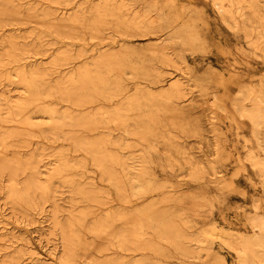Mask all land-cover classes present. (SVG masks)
I'll list each match as a JSON object with an SVG mask.
<instances>
[{
	"label": "bare ground",
	"instance_id": "bare-ground-1",
	"mask_svg": "<svg viewBox=\"0 0 264 264\" xmlns=\"http://www.w3.org/2000/svg\"><path fill=\"white\" fill-rule=\"evenodd\" d=\"M71 2L0 0V181L6 176L4 192L11 206L42 210L49 201L54 208L50 214L53 225L59 229L58 242L45 238L51 250L43 255L8 225L0 211V264L19 251L28 254V264H52L59 242L64 264H124L120 250H144L141 167L137 165L141 154L129 152L133 141L140 142L138 45L128 40L99 47L101 42L88 57L83 51L73 54L66 48L67 40H80L84 34L97 40L95 45L104 42L105 26L116 31L122 27L137 30L136 0H82L73 7ZM9 26L39 27L63 46L49 62H43L34 58L47 53L41 44L43 36L2 31ZM73 58L79 61L72 66ZM126 70L136 78L133 84L126 81ZM3 71L11 73L3 75ZM33 131L52 141L60 136L68 140L75 151L90 159L100 179L121 202L135 199V210L109 205L89 222L84 218L87 211L75 216L72 209L64 222L58 216L62 197L53 189L55 179L69 184L73 198L80 195L97 201L100 191L89 182L76 181L70 172L85 161L67 157L62 149L48 154L47 159L38 158L45 150L41 146L30 150L27 157L18 149L9 151V141ZM120 224L131 229L119 228ZM39 235L44 238V231ZM89 248L103 256L88 258ZM84 256L87 258L76 259Z\"/></svg>",
	"mask_w": 264,
	"mask_h": 264
},
{
	"label": "rangeland",
	"instance_id": "rangeland-1",
	"mask_svg": "<svg viewBox=\"0 0 264 264\" xmlns=\"http://www.w3.org/2000/svg\"><path fill=\"white\" fill-rule=\"evenodd\" d=\"M82 0H72L69 6L73 7ZM128 0H122V2H127ZM48 4L55 8L57 7L56 4L52 2H48ZM136 6V2L134 4ZM68 6V8H70ZM72 11V10H71ZM70 11V12H71ZM103 28V33H106V40L100 41L98 45H95L97 40H91L88 38L87 34H84L83 38L80 40H67L69 43L66 45V48L69 47L71 49V53L76 54L78 51H83V55L88 57L91 53L94 52V48L103 47L105 43H107V46H109L111 43H119L121 41H128L130 40L133 43H137V30H124V27L119 29V31H116L114 28L111 27V29ZM11 30H14L16 32H20L22 34H33L38 33L42 37V46L47 47V53L44 55H35L34 58L39 59L44 62L50 61V57L53 53H55L59 48H61L62 42L56 40L52 35H49L46 32L41 33V30L39 27H19V29L14 28L13 26H9L6 28H3L2 31L9 32ZM17 29V30H15ZM29 39V38H28ZM37 44L39 42L36 41ZM64 48V47H62ZM103 49V48H102ZM71 64L76 65L79 61V58H73ZM71 67V66H70ZM127 75L125 76L126 81L129 84H133V82L136 80V78L132 77V73L130 70H126ZM11 73V71H3V75H7ZM2 82L6 83L5 80H1ZM59 106L63 105V102L58 103ZM32 114V113H31ZM38 113H34L33 115H36ZM10 144H8L9 151L13 152L14 150L18 149L20 153L27 157L28 152L30 150L35 149L36 147H43L45 150L43 151V154L38 156L40 159H47L49 158L48 154H52L54 151H57L58 149H62V152L65 153L67 157H70L78 162L85 161V165L81 167H76V169L72 170L70 174L76 179L77 182H85L87 184L91 183L95 187V190H99L100 194L98 196L97 201H90L88 199H85L83 196L80 195H74V198L72 197L71 191H69V184L66 182H63L61 179H55V182L53 183V189L56 191L57 197H62L60 200H58L59 203V218H61L64 222L67 218L68 210L74 209L75 216H81L82 211H87L84 215V218L87 219L89 222H91L93 219L99 217L100 214L104 212L108 206H115V209L117 207H120L124 210H135L134 204L135 199L132 198V201L130 203L121 202V200L115 195L114 190L111 189L109 184L105 181H102L99 177V173H97L95 167L92 165L89 158L84 157V153L82 151H75L73 148V145L68 141L65 140L62 136L57 138L55 141H52L49 138H42L36 135V132L33 131V134H29L27 136H22L19 138H13L11 141H9ZM135 143L134 146L131 147L129 152H134L135 155L141 154V147L140 142H132ZM127 149H124L122 152L126 151ZM27 155V156H26ZM71 161V160H70ZM137 165L141 167V157L137 161ZM23 175H20V178L22 179ZM89 182V183H88ZM6 185V176L2 177V180L0 181V211H3L5 214V220L8 223L9 226H12L15 228L18 232L17 234H21L22 237H24L25 240H27L29 243H32L35 245L36 249L43 255L47 254L48 251L51 250V246L49 247V244L45 240L47 238L49 242L56 241L59 233V229L53 225V221L51 219V213L53 211L52 205H50V202H46L42 210L39 208L36 209H24L23 207L19 206H11V204L8 202L6 198V193L4 192ZM65 197V198H63ZM139 208V207H138ZM141 208V207H140ZM42 226V228H41ZM119 228H125L128 231L131 229L128 225L120 224ZM41 231H44L45 237L43 238V235H39ZM88 239H91V236L89 233ZM90 237V238H89ZM1 252V251H0ZM53 253L55 255L53 263L52 264H64L61 257H62V247L59 244L57 245L56 249L53 250ZM103 252H97L94 249H88V258H101ZM119 254H122L123 262L124 264H133L134 261L135 264H144V250L135 249L133 251H119ZM118 254V255H119ZM116 255V254H114ZM11 258V260H9ZM87 257H77L76 259H84ZM132 259V260H131ZM28 254L26 252H16L13 253L7 257H5V261L2 262V264H28Z\"/></svg>",
	"mask_w": 264,
	"mask_h": 264
}]
</instances>
